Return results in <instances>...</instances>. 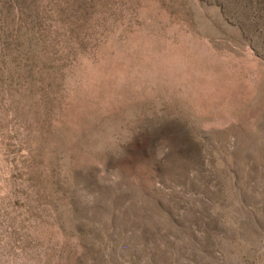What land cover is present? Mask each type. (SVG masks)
I'll return each instance as SVG.
<instances>
[{"label":"rangeland","instance_id":"obj_1","mask_svg":"<svg viewBox=\"0 0 264 264\" xmlns=\"http://www.w3.org/2000/svg\"><path fill=\"white\" fill-rule=\"evenodd\" d=\"M0 264H264V0H0Z\"/></svg>","mask_w":264,"mask_h":264}]
</instances>
